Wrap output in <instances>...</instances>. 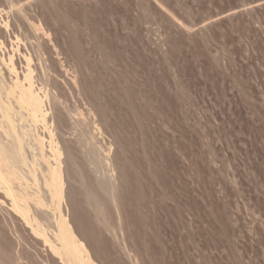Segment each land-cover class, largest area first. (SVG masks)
Segmentation results:
<instances>
[{
  "label": "rangeland",
  "instance_id": "rangeland-1",
  "mask_svg": "<svg viewBox=\"0 0 264 264\" xmlns=\"http://www.w3.org/2000/svg\"><path fill=\"white\" fill-rule=\"evenodd\" d=\"M0 25V55L20 67L29 54L61 97L44 134L64 160L61 210L96 264H264V0H0ZM105 177L116 238L83 203ZM2 210L0 246L53 257Z\"/></svg>",
  "mask_w": 264,
  "mask_h": 264
},
{
  "label": "bare ground",
  "instance_id": "bare-ground-1",
  "mask_svg": "<svg viewBox=\"0 0 264 264\" xmlns=\"http://www.w3.org/2000/svg\"><path fill=\"white\" fill-rule=\"evenodd\" d=\"M3 4H5V2ZM45 8L47 9V7ZM12 13H14V15L17 14V12L16 13L12 12ZM20 13L22 12L20 11ZM20 13L18 15H20ZM24 15H26V13L23 14L22 16ZM21 18H24L26 20L30 29L33 31L35 35H37L39 32H43L46 35L43 29L44 27L42 25L40 24L37 25L33 23V21L31 22L29 18H26V16ZM68 20H66V22ZM9 25H10L9 22L6 21L4 22L2 28L3 27L9 28ZM2 28L0 29L1 33H4L5 30L3 31L4 28L3 29ZM2 47H3V42L0 40V48ZM38 48H40V46H38ZM28 55L26 54L22 57L20 54V56L23 58V61H25V64L21 65L20 67L16 65L17 64L15 61L16 59L14 58L15 55H12V52L9 55L8 60H5L2 57L3 55L2 56L0 55V190L7 199V203L0 199V209L2 210L3 206H5L8 211H10L12 214H14L17 217H21L25 221V223H27V225H30L33 234H35V237L37 239H40L41 240L40 242H42L45 245V247H48V249H50L49 251H51L53 257L50 256L51 258L48 259L45 258L40 260L36 255V252L35 253L32 252L34 254L30 252L25 253L24 251L22 252V250L20 249L16 250L15 248H13L15 249V251L13 250L14 252H12L10 250V245L12 243H9L8 240L5 239L6 240V241L4 240L5 244L3 245L2 243V245L0 246V264H96V262L91 256V253L88 251L86 245L74 233L72 227L69 224L67 216L64 215L61 210V206L63 204V199H64L63 194H64V185H65L61 177V170H62L61 165L62 163L64 164V160L62 161L61 159L62 152L59 147V143L56 142V139L54 138L52 132H49L47 137L44 134V131H46L48 115L50 110H52L51 105L57 106L60 101L59 98L61 97L60 95L55 94L54 92H53L54 94L52 95L50 91L52 90L51 88L50 90H48L50 91L49 92L50 94L46 93L47 91L46 85L48 82H46L45 80L44 81L46 85L45 83L43 84V82H41L42 80L40 81L41 84L39 83H37L38 85L36 84V81L34 79L35 70H33L31 65L32 59ZM43 59L44 58H42V60ZM42 67L44 72H46L47 67L46 65H44V63H42ZM39 68L41 67L39 66ZM74 125L76 126L77 123L74 122ZM90 145L92 146V143ZM106 165L111 166L109 160L106 161ZM112 182L110 181V178L105 177V179L96 180V185H93L92 187H86V186L83 187V203H84V207L86 208L85 210L89 214L88 216L91 218L92 220L91 222H93L95 228H97V230L101 232L103 231L107 234H111L110 236L113 235V237L115 236L114 238H116V235L120 236L125 234L124 233L125 225L123 220L124 218H122L119 209L120 206L118 204V198H117L118 192H116V187H115L116 185L114 186ZM135 202L137 205V201ZM112 212L115 213L116 215L115 217L113 215L114 213ZM63 226H68L69 228V232H70L69 244L66 241L63 231ZM138 232H136V234H138ZM117 233H120V235H118ZM118 243L120 242L118 241Z\"/></svg>",
  "mask_w": 264,
  "mask_h": 264
}]
</instances>
